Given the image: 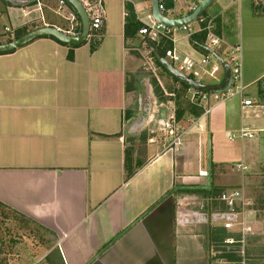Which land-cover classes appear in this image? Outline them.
Returning a JSON list of instances; mask_svg holds the SVG:
<instances>
[{"label": "crops", "instance_id": "crops-1", "mask_svg": "<svg viewBox=\"0 0 264 264\" xmlns=\"http://www.w3.org/2000/svg\"><path fill=\"white\" fill-rule=\"evenodd\" d=\"M171 1L169 18L191 14L193 0ZM102 8L82 46L44 37L0 54V211L18 221L0 231V264H264L254 248L264 223L247 211L264 175V0H216L206 11L225 40L220 58L241 43L256 106L244 114L240 97L215 105L204 130L188 111L174 151L152 134L178 101L163 93L176 92L174 80L165 88L146 65L162 69L160 46L139 34L153 20L151 0ZM71 13L61 0H0V45L45 26L68 34ZM199 34L177 36V49L209 53ZM218 76L208 90L228 84L225 66ZM242 128L254 137L235 144ZM233 191L243 193L244 219L227 230L211 221L210 200L225 207L220 195Z\"/></svg>", "mask_w": 264, "mask_h": 264}, {"label": "built area", "instance_id": "built-area-1", "mask_svg": "<svg viewBox=\"0 0 264 264\" xmlns=\"http://www.w3.org/2000/svg\"><path fill=\"white\" fill-rule=\"evenodd\" d=\"M86 9L87 14L91 20L90 32L91 38L93 32L100 30L103 22V0H80ZM203 0H193L190 8L186 6L185 11L192 13L196 10L199 4ZM186 0H176L175 3L180 5H186ZM66 6V2L61 0V7ZM160 11L167 15L169 13H174V9H166L163 2L159 5ZM68 22L71 25V31L69 32L72 36L79 35L80 23L78 22L77 17L71 13L68 16H65ZM178 19V18H176ZM9 31V30H7ZM217 23L215 18H209L206 16H199L193 22L188 25H183L179 27H168L164 24L152 20L151 23L143 26L139 34L143 38L150 40L154 43H157L160 48L165 51V59L174 66L178 71L185 74L187 77L193 79L194 81L203 84L202 80L205 78L217 79L218 74L223 69L224 64L219 57V52L224 50L225 40L219 36L217 33ZM195 33L205 34V45L209 49V53L203 55L200 59H194L189 56L181 53L177 47L176 37L179 35L185 34L187 37L193 36ZM171 44L170 48L166 49V44ZM224 63L229 66V71L232 76L231 85L228 84L220 91L218 90H196L192 87H189L187 94H189V102L191 105L198 107L202 110V114L195 119L194 125H197L200 130H204L202 121L209 118L211 112L215 108V105L223 103L227 100H231L235 97H240L242 99V110L243 113H247L248 108H253L256 106V102L248 97L246 94V86L243 79V48L241 43H238L234 46L228 48L225 51ZM178 66V67H177ZM163 88V85H161ZM177 90L181 89L179 83L176 84ZM227 89L226 91H224ZM164 93L166 96L175 98V94ZM176 90V91H177ZM214 102V105H212ZM152 134L154 136L161 135L164 137L166 143H168V150L174 151L175 148L181 147L183 145V137L187 134V130H184L180 125L177 119L176 111L168 115L167 119L160 120L156 123L154 129H152ZM253 134L247 129L242 128L235 134L231 135V140L236 139H246L253 138ZM201 176L207 177L208 173H201ZM219 200L225 203L227 210L218 211L211 215V221L213 223H219L227 230L233 229L235 226L243 225L241 219V214L244 211L245 201L243 193L239 191H233L231 193H223ZM184 218L182 212H178V221ZM230 244H234V241L229 240Z\"/></svg>", "mask_w": 264, "mask_h": 264}, {"label": "water", "instance_id": "water-1", "mask_svg": "<svg viewBox=\"0 0 264 264\" xmlns=\"http://www.w3.org/2000/svg\"><path fill=\"white\" fill-rule=\"evenodd\" d=\"M75 10L77 13L80 21H81V33L78 36H71L55 27L45 26L43 28L36 29L32 32L27 33L26 35L4 45H0V54L1 53H8L17 49H20L31 42L44 38V37H53L59 42L73 47L82 46L89 38L90 35V28H91V20L89 15L86 12L82 2L80 0H66ZM216 0H203L198 8L194 10L190 15L185 16L180 19H171L165 16L159 9L160 0H151L152 3V11H153V18L157 22H160L168 27H179L182 25H188L193 22L196 18L204 14L207 9L215 2ZM162 65L166 68V70L179 81L183 82L189 87H192L196 90H206L207 87L204 84H200L193 79L187 77L182 72L178 71L174 66H172L166 59H161ZM223 64H225L222 61ZM226 70H229L228 65H224ZM228 86L231 85L232 76L229 71V79ZM225 89L224 91H226ZM222 92V91H218Z\"/></svg>", "mask_w": 264, "mask_h": 264}, {"label": "rangeland", "instance_id": "rangeland-1", "mask_svg": "<svg viewBox=\"0 0 264 264\" xmlns=\"http://www.w3.org/2000/svg\"><path fill=\"white\" fill-rule=\"evenodd\" d=\"M168 15H170V14H168ZM146 63H147L146 65L148 67L152 66L154 68L155 72H153V74L154 75L155 74L159 75V77L162 80L165 88H168L169 85H173L174 84V83L171 82L172 80H174L172 75H170L169 73L165 72L163 69L158 71L157 67L149 59L148 60L146 59ZM163 77H166L167 81L163 80ZM218 77L215 80L213 78H205L204 80H202V83L204 85H206V86H216V85H218V81H217ZM172 89L174 91L177 90L175 87H173ZM175 95L178 96V99H177V96H176L175 99L181 105L188 104L187 103V98H186V95H185L184 91H182L181 89L177 90ZM235 98H237V97H235ZM241 140L242 139H237V140H234V142H235V144H239L240 142H242ZM234 165L235 166H233V167H235V170L240 169L237 166L239 164H234ZM258 182L259 183H258V187H257V190H256L257 191V193H256L257 195H255V197L252 199L251 204L247 207V211L251 210L252 212H255V215H256L257 218H259V221L264 223V175H261V176L258 177ZM211 200H210V202L212 204L213 202H216L218 199L217 198L214 199V197H213V199H211ZM189 202H190V200H188V203ZM243 219H244V214L242 215L240 220L242 221ZM17 222L18 221L16 220V217H12L8 213L6 214V213L0 211V231L11 233L10 229L12 227H14V226L16 227L18 225ZM256 237H257L258 241L256 242V245L254 246V248L257 251H259L260 255H262L264 257V228H263V230H260V231H258L256 233Z\"/></svg>", "mask_w": 264, "mask_h": 264}, {"label": "trees", "instance_id": "trees-1", "mask_svg": "<svg viewBox=\"0 0 264 264\" xmlns=\"http://www.w3.org/2000/svg\"><path fill=\"white\" fill-rule=\"evenodd\" d=\"M65 2H66V4H67V6L76 14V16H77V18H78V20H80L79 19V17H78V15H77V13L75 12V10L73 9V7L66 1V0H64ZM164 5H165V7H166V9L168 10H170V9H173L174 8V6H172L173 5V3H172V1L171 0H164ZM203 16H206L207 17V12H205L204 14H203ZM81 26H80V28H79V32L81 31ZM24 33H26V31L25 32H23V33H18L17 34V36H16V39H18V38H20ZM198 36V35H197ZM199 36H201L202 37V39H204L205 40V34H203V33H200L199 34ZM46 38H50V39H53V40H55L56 42H58L59 44H61V45H64V46H67V45H65V44H63V43H61V42H59L58 40H56L55 38H53V37H46ZM171 47V46H170ZM170 47H167L166 46V49L167 48H170ZM72 48H75V47H72ZM165 51L166 50H164V49H162V48H160V50H158V54H159V58L158 59H156V61H157V65L160 67V68H162L165 72H167V73H169L167 70H166V68L162 65V63H161V59L162 58H164L165 59ZM170 74V73H169ZM171 75V74H170ZM173 79H174V82L175 83H179L180 85H181V90L182 91H184L185 92V95L187 94V90L189 89V86H187L186 84H184L183 82H181V81H179L177 78H175L174 76H173ZM164 93V92H163ZM175 94L174 92H171V94ZM177 96V95H176ZM176 98V97H175ZM177 99H178V96H177ZM185 106V105H184ZM181 108H183V105H181L179 102H178V113H177V119H178V121H180L181 120V118L183 117V115L185 114V113H188V111L190 112V113H192V115L193 116H195V117H199L201 114H202V110L200 109V108H197V107H195V106H193V105H191V104H189V105H186V108H183V109H181ZM221 196V195H220ZM211 199H213V197H214V199L216 198V195L214 196V195H212L211 194ZM214 203V204H213ZM212 203V205H211V211H226L227 210V207L225 206L224 207V205L222 204L221 206L218 204V202L216 201V202H213Z\"/></svg>", "mask_w": 264, "mask_h": 264}, {"label": "bare ground", "instance_id": "bare-ground-1", "mask_svg": "<svg viewBox=\"0 0 264 264\" xmlns=\"http://www.w3.org/2000/svg\"><path fill=\"white\" fill-rule=\"evenodd\" d=\"M160 3H161V2H160ZM165 16H167V15H165ZM167 17H168V16H167ZM182 26H183V25H182ZM80 33H81V31L79 32V34H80ZM68 34H69V33H68ZM69 35H70V34H69ZM90 35H91V32H90ZM90 35H89V36H90ZM71 36H72V35H71ZM88 39H89V38H88ZM223 62H224V61H223ZM224 65H225V64H224Z\"/></svg>", "mask_w": 264, "mask_h": 264}]
</instances>
